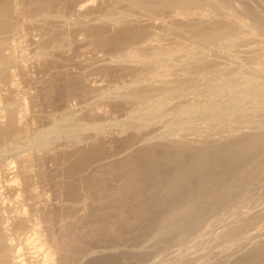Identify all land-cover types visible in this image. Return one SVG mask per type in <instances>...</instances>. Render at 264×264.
I'll return each mask as SVG.
<instances>
[{
	"label": "rangeland",
	"instance_id": "rangeland-1",
	"mask_svg": "<svg viewBox=\"0 0 264 264\" xmlns=\"http://www.w3.org/2000/svg\"><path fill=\"white\" fill-rule=\"evenodd\" d=\"M140 1L48 0L50 3L41 9L29 4L19 5L22 28L17 29L14 36L10 34L16 38L1 37L5 43L0 51L14 54L17 60L23 56L25 65L28 63L27 74H30L16 73L20 71L18 64L11 68V72L17 74L13 83L19 84L14 94L10 93L9 85L0 80V120L7 113L6 109L22 110L25 98H30L29 105L32 100L36 102H32L35 105L31 104L27 112L22 111L26 121L23 120L22 133L0 136V150H5L0 158L9 163L17 154L15 143L24 151L21 154H39L40 158L31 157L27 162L34 175L39 201L58 208L47 222L35 212L27 211V224L13 231L15 242L22 246L23 258L28 259L25 264H264V91L255 83L264 81V0H215L217 7L220 5L218 8L199 4L197 7L189 5L190 10L184 8V3L182 6L173 3L175 8L173 4V7L163 4L162 0ZM78 9L83 12L80 14ZM217 10L228 13L235 10L234 13L243 16L250 25V29L248 26L246 29L254 38L231 36L234 38H222L217 44L210 43L212 46L202 42L204 47L198 42L196 33L200 27L196 24H204L211 17L213 20L214 14L215 20ZM189 11L194 22L185 21ZM123 15L135 21L128 34L122 28L102 33L105 28L92 27ZM77 19L91 28L85 27L84 32L82 25L73 23ZM201 29L206 30V27ZM11 42L18 46H11ZM201 47L211 62L201 67L194 64L195 59L189 62L190 57L183 58L188 53L199 56L195 50ZM41 51L45 54H40ZM23 52H28L27 56ZM129 52L131 56L125 59L124 55ZM157 57L165 61L158 62ZM180 63H185V67L191 63L194 66H187V70L192 68L193 71L189 73L185 67L179 69ZM174 64L178 71L171 72ZM168 74L174 78L183 74L191 80L190 90L178 93L175 84H162L161 78H167ZM245 80L256 84L246 88L250 91L248 98L244 97L247 95L243 87ZM88 84L95 88L90 90ZM142 85L156 87L153 100L139 102L122 95L131 87ZM166 87L169 91L172 88L171 93L175 92L171 98ZM162 90L167 91L166 95L161 94ZM213 91L219 97H214ZM164 99H168V104H159L166 101ZM149 106L162 107V113L168 114L145 124L147 117H144L146 120L141 117L146 116L142 113H146ZM205 109H210L206 114L208 119L203 116ZM188 110L194 115L185 116L183 112ZM216 110L226 114L220 117ZM233 115H239L233 118L238 122L231 120ZM135 116L138 118H133ZM225 118L230 119L231 124L224 121ZM201 122L209 127L213 123L219 126L207 129ZM127 123L135 124L138 131L132 129L130 133H123L122 127ZM154 125L157 132H153ZM202 131L207 135L201 134ZM244 131L263 134L256 140L246 141L245 146L242 140L240 146L239 142L235 147L229 146L230 153H227L228 147H223L221 151L227 150L222 154L218 150V156H213L215 152L209 155V151H200L201 154L194 151L196 155L192 150L193 153L188 150L181 154L159 152L148 158L136 156L137 159L119 163L120 156L139 141L137 133L140 140L158 134L208 140L209 145L201 140L206 147L220 136L229 138ZM81 134L96 141L100 139L94 144L98 143L97 147L91 145L74 153L72 137ZM51 136L54 141L49 151L35 149L39 142ZM199 154L203 159L198 160ZM100 163L106 166L99 168ZM83 175L87 176V181ZM88 177L91 180L88 181ZM10 183L19 185L21 182ZM13 205L15 210L11 209L10 217L18 211L24 212ZM36 231L39 235H35ZM46 250L56 252L54 260L45 256ZM103 250L108 254L100 252Z\"/></svg>",
	"mask_w": 264,
	"mask_h": 264
},
{
	"label": "bare ground",
	"instance_id": "bare-ground-1",
	"mask_svg": "<svg viewBox=\"0 0 264 264\" xmlns=\"http://www.w3.org/2000/svg\"><path fill=\"white\" fill-rule=\"evenodd\" d=\"M50 1V0H49ZM137 1H139V0H137ZM149 0H147V2H148ZM163 2H161V3H163V4H169V7H170V5L171 4H173V3H177V5L178 4H183V6L184 5H186L184 8H187L188 9V7H189V5H193L192 7H195L196 5H199V4H204V5H211V6H214V7H216V8H218L217 7V4H216V2H215V0H162ZM165 1H167V2H165ZM141 3L143 2L142 0L140 1ZM48 3H50V2H48V0H0V46L3 44V42H4V40H3V38H1L3 35H8V36H10V34H15V31L17 30V29H20V28H22V24H21V22H20V9H19V5H23V4H29L30 6H32L33 8L35 7V8H38V9H41V8H46L45 6H47L48 5ZM143 3H146V1L144 0V2ZM188 4V5H187ZM93 5V4H92ZM174 5V4H173ZM195 5V6H194ZM168 6V5H167ZM172 6V5H171ZM175 6V5H174ZM182 6V5H181ZM200 6V5H199ZM236 6V5H235ZM166 7V6H165ZM173 7V6H172ZM178 7V6H177ZM197 7V6H196ZM207 7V6H206ZM175 8H176V6H175ZM179 8V7H178ZM181 8V7H180ZM211 8V7H210ZM236 9V11H240L239 9H238V7H235ZM241 8V7H240ZM187 9H184V10H187ZM199 9V8H198ZM202 9V8H201ZM188 10H190V8L188 9ZM224 10V9H223ZM232 10V9H231ZM235 10H233V11H235ZM246 10V9H245ZM248 10V9H247ZM78 11L80 12V14H81V12H83L82 11V9H78ZM77 11V12H78ZM192 11V10H191ZM191 11H189V13H187L189 16H187L188 18L187 19H185V21L187 22V21H191V22H194L193 20H191L193 17L191 16V15H193L192 13H191ZM223 12V11H219L218 12V10L216 11V12H218V14H217V17H216V19L214 20V18H215V14H214V18H213V20H212V17L211 18H209V19H211V20H205V23L203 24V23H200V24H196V27H197V25H198V27H200V30H198L199 31V33H196V35L198 36V39H199V41L198 42H203V43H205L206 45H208V44H214V43H218L219 41L218 40H220V39H222V38H225V40H226V38L227 39H230V38H232L231 36H237V37H240V38H244V39H246V40H252V37H253V33L250 31V30H247V29H250V25L248 26V21L245 19V20H243V16L242 17H240L239 16V14H237V13H234V12ZM188 12V11H187ZM215 12V11H214ZM87 13V12H86ZM78 16V15H77ZM191 17V18H190ZM78 20V19H77ZM75 21V22H73V23H75V24H80V23H82L81 21L79 22V20L78 21ZM197 20V19H196ZM195 20V21H196ZM201 20V19H200ZM202 21V20H201ZM204 21V20H203ZM247 21V22H246ZM253 21V20H252ZM257 22H259L258 20H256ZM262 21V20H261ZM45 22V21H44ZM133 22H135L134 20H132V19H130L129 17H126V16H122V17H119V18H116L115 20H113V21H111V22H102V23H100V24H98V26H92L93 28L95 27V28H101V27H103V28H105L104 29V32H103V30H101L102 31V33H105V31L106 32H109V31H114L115 30V28H122L123 30H127V34H128V29L131 27L132 28V25H133ZM142 22V21H141ZM197 22V21H196ZM198 22H199V20H198ZM256 22V23H257ZM46 23V22H45ZM84 23V22H83ZM97 24V23H96ZM137 24V23H136ZM139 24V23H138ZM192 24V23H191ZM206 24V25H205ZM45 25V24H44ZM47 25V24H46ZM50 25V24H49ZM51 25H52V23H51ZM80 25H82V24H80ZM155 26H156V24H154ZM254 25H255V23H254ZM257 25V24H256ZM258 25H259V23H258ZM83 26V28L82 29H84V32H85V27H88V28H91L89 25H82ZM151 26V25H150ZM206 27V30H203V29H201V27ZM249 28H248V27ZM51 27V26H50ZM139 27V26H138ZM146 27V26H145ZM152 27H154V26H152ZM246 27H247V29H246ZM207 28H208V32H207ZM29 29V28H28ZM47 29V28H46ZM64 30V29H63ZM33 31V30H32ZM73 31V30H72ZM25 32H26V30H25ZM66 32V31H65ZM163 32H165V31H163ZM162 32V33H163ZM29 33V32H28ZM27 33V34H28ZM32 33V32H31ZM44 34V33H43ZM62 34V33H61ZM66 34H68V33H66ZM73 34V33H72ZM125 34V33H124ZM29 35V34H28ZM74 35V34H73ZM99 35V34H98ZM134 35V34H133ZM132 35V36H133ZM7 36V37H8ZM14 36V35H13ZM13 36H10L11 38H16V37H13ZM100 36V35H99ZM102 36V35H101ZM156 36V35H155ZM7 37H5V38H7ZM229 37V38H228ZM4 38V39H5ZM11 38H9V39H11ZM35 38H36V36H35ZM34 38V39H35ZM43 38H44V36H43ZM75 38V37H74ZM102 38V37H101ZM104 38V37H103ZM197 38V37H196ZM234 38V37H233ZM232 38V39H233ZM254 38V37H253ZM8 38L6 39V40H9ZM28 39V38H27ZM16 40V39H15ZM36 40V39H35ZM34 40V41H35ZM41 40L43 41V39L41 38ZM47 40V39H46ZM197 40V39H196ZM34 41H33V43H34ZM48 41V40H47ZM111 41V40H110ZM118 41V40H117ZM216 41H218V42H216ZM228 41H230V40H228ZM231 41H234V40H231ZM230 41V42H231ZM51 42V41H50ZM53 42V41H52ZM75 42V41H74ZM83 42V41H82ZM114 42V41H113ZM119 42V41H118ZM195 42H197V41H195ZM5 43V42H4ZM22 43V42H21ZM29 43V42H28ZM32 43V42H31ZM36 44H37V42H35ZM38 43H41V42H38ZM124 43V42H123ZM202 43V44H203ZM13 44H15V43H13V42H11V46H13ZM36 44H33V45H36ZM74 44V43H73ZM154 44H156L155 42H154ZM199 44V43H198ZM210 44V46H212ZM16 45V44H15ZM31 45V44H30ZM38 45V44H37ZM36 45V46H37ZM204 45V44H203ZM202 45V46H203ZM18 45H16V47H17ZM40 46H43V43L42 44H40ZM64 46V45H63ZM150 46H154V45H150ZM4 47H5V45H4ZM28 47V46H27ZM70 47V46H69ZM194 47H195V45H194ZM198 47V46H197ZM196 47V48H197ZM204 47H205V45H204ZM209 47V46H208ZM215 47H217V46H215ZM1 48V47H0ZM21 48V47H20ZM31 47H29V49H30ZM193 48V47H192ZM202 48V47H201ZM227 49L229 48H231V47H226ZM4 49V48H3ZM11 51H12V49H11V47L9 48ZM19 49V48H18ZM42 49V48H41ZM199 49V48H198ZM210 49V48H209ZM23 49H20V51H22ZM195 50V49H194ZM219 50V49H218ZM30 51H31V49H30ZM47 51V50H46ZM222 51H224V50H222ZM221 51V52H222ZM228 51V50H227ZM232 51V50H231ZM5 53V51H0V71H1V73H0V80L2 79V82L4 81V82H6V83H4V84H6L7 86L9 85V90H10V93H16V91H18V85L19 84H14L15 82H14V80H16V78H17V74L16 73H19L20 72V75H23V76H28V74H30V73H28L27 74V70H29V69H27V66L26 65H28V63L25 65V59H24V61H23V56L21 57L20 56V59H19V57H18V59L19 60H17V59H15L13 56H14V54L13 55H8V54H4ZM16 51L14 50V53H15ZM42 52V53H41ZM40 52V54H42V55H44L45 53L43 52V51H41ZM132 52V51H131ZM131 52H129V54H128V56H126V55H124L125 56V59H126V57H129V56H131ZM195 52L196 53H198V55L199 56H193L192 54L189 56L188 54H186V56H184L183 58L184 59H186L185 57H187V58H189L190 57V59H188L189 60V62H190V60L192 61V59H195L196 60V62L194 63L196 66L198 65V66H201L202 67V65H205V64H207V63H209V62H211V60H210V58H209V55H208V53L206 52V51H204L203 50V48L202 49H200V50H195ZM262 52H264V51H262ZM24 53V52H23ZM26 53V52H25ZM24 53V56H27L26 54L28 53H26L25 54ZM195 53V55H197ZM216 54V53H215ZM17 55V54H16ZM49 55V54H48ZM217 55H220V54H218L217 53ZM124 56L122 57V58H124ZM225 56H227V55H225ZM224 56V57H225ZM229 56V55H228ZM17 57V56H16ZM220 57H222L221 55H220ZM125 59H123L124 61H125ZM123 60H121L122 62H123ZM155 60H157L158 62L159 61H165L164 59H162L161 57H157ZM187 60V59H186ZM230 60V59H229ZM23 61V62H22ZM182 61H183V59H182ZM21 62L22 63H24V65H22L21 64ZM177 62V61H176ZM181 62V61H180ZM187 62V61H186ZM194 62V61H193ZM212 62H214V61H212ZM216 62V61H215ZM192 63V62H191ZM190 63V64H191ZM222 63V62H221ZM17 64H18V66H20V67H18L17 66ZM181 65H182V67L181 68H179V69H184V65H185V63H184V65L182 64V63H180ZM189 64V66H191ZM193 64V63H192ZM214 64V63H213ZM218 64V63H217ZM225 64V63H224ZM175 65V64H174ZM13 66H17V68H19V70L20 71H17V69H16V71H14V72H16V73H13V72H11V68L13 67ZM188 65L186 64V69L185 70H187L188 69V67H187ZM192 66H194V65H192ZM191 66V67H192ZM169 68H170V66H168ZM171 67H173L172 65H171ZM175 67V71L174 70H170L171 72H176V71H178V69H177V66L175 65L174 66ZM190 67V68H191ZM207 67V66H206ZM29 68V67H28ZM258 69V68H257ZM190 70H192V68L191 69H189V70H187L189 73H191V71ZM223 70V69H222ZM170 71H168V72H170ZM181 71H183L184 72V70H181ZM193 71V70H192ZM255 71H256V69H255ZM263 71V70H262ZM186 72V71H185ZM185 73L184 75L185 76H187L189 73ZM257 72H260L259 71V69H258V71ZM264 72V71H263ZM164 73V72H163ZM162 73V74H163ZM214 73V72H213ZM218 73V72H217ZM172 74V73H171ZM171 74H168L167 75V78H165V79H163V78H161V80H163L161 83L162 84H164L165 83V85H174L175 84V87H177V88H175V87H173V88H175L176 89V92H178V93H180L181 91H182V93H185L187 90H190V86H189V82H191V80H189L188 78H184L183 76V74L182 75H178L176 78H174ZM187 74V75H186ZM215 74H216V72H215ZM177 75V74H176ZM171 76H172V78L173 79H171ZM214 76V75H213ZM16 77V78H15ZM19 77H21V76H19ZM179 77H181V78H179ZM183 77V78H182ZM24 78V77H23ZM170 78V79H169ZM187 79H188V81H187ZM195 79V78H194ZM79 80V79H78ZM193 80V79H192ZM214 80V79H213ZM25 81H26V78H25ZM86 81V80H85ZM155 81H159V80H155ZM195 81H197V80H195ZM200 81V80H199ZM260 80H258V82H256L255 81V83L257 84V86L259 85L260 87H261V89L260 90H263L264 91V86H261V83L263 82L264 83V81H262V82H259ZM1 82V81H0ZM1 82V83H2ZM14 82V83H13ZM80 82H81V80H80ZM27 83V82H26ZM82 83V82H81ZM154 83V82H153ZM170 83H172V84H170ZM252 83L253 82H249L248 80H245V82H244V84H243V87H245L244 89L246 90V88H250L251 86H252ZM255 83H253L254 85H256ZM155 84H156V82H155ZM154 84V85H155ZM191 84V83H190ZM194 84V83H193ZM83 85H84V83H83ZM153 85V86H154ZM195 85V84H194ZM264 85V84H263ZM75 86V85H74ZM86 86H88V88L91 90V89H94L95 88V86H93V85H86ZM151 87V86H140V87H131L132 89L129 91V89L126 91V93H125V91H124V93L122 94L126 99H133V100H137V101H139V102H145V101H147V102H149V101H151V100H153V98H154V93L156 92V90H154V88L156 89V87ZM158 86V85H157ZM161 86V85H160ZM76 87V86H75ZM163 87H164V85H163ZM192 87H193V85H192ZM198 87V86H197ZM263 87V88H262ZM73 88V87H72ZM167 88V87H166ZM170 89V88H169ZM172 89V88H171ZM171 89H170V91L168 90V88H167V90L170 92V94L168 93V95L170 96V98L173 96L172 94L173 93H175V92H172L171 93ZM175 89H173V90H175ZM179 91H178V90ZM248 89L246 90L247 92H246V96H244V97H246V98H248V92H250V91H248ZM256 89V88H255ZM9 90H7V91H9ZM172 90V91H173ZM259 90V89H258ZM260 90L258 91L259 93H260ZM155 91V92H154ZM183 91H185V92H183ZM263 91H261V92H263ZM92 92V91H91ZM165 93L167 92V91H164ZM163 92V90H162V93L161 94H165ZM245 92V91H244ZM255 91H253V93H254ZM9 93V94H10ZM215 93V94H214ZM34 94V93H33ZM177 94V93H176ZM212 95L214 94V97H217L219 94H217L216 92H212L211 93ZM245 94V93H244ZM243 94V95H244ZM118 95V94H117ZM166 95V94H165ZM167 95V96H168ZM175 95V94H174ZM179 95V94H178ZM262 95H264V94H262ZM35 96V95H34ZM114 96V95H113ZM251 96V95H250ZM117 97V96H116ZM120 97V99H121V95H119L118 96V98ZM157 97V96H156ZM155 97V98H156ZM175 97H176V95H175ZM219 97V96H218ZM28 98L29 97H27V98H25V99H27L28 100ZM32 98H34V97H32ZM169 98V97H168ZM242 98H243V96H242ZM27 100H25V102L22 104L23 105V109L22 110H19V111H17V110H14V109H6L7 110V113H5L3 116H2V119L0 120V136H2V135H7V134H20V133H22L24 130H25V127H24V124L25 123H23V120H24V116L23 115H25V114H22V111L23 112H27L28 110H29V106L31 105V104H34V103H32L33 101L34 102H36L35 100H32L31 101V104L29 105V103L28 102H30V98H29V100L27 101ZM122 100V99H121ZM158 100V99H157ZM163 100V99H162ZM164 100H166V99H164ZM173 100V99H172ZM155 102H158V101H155ZM154 102V103H155ZM162 103H164V104H168V99L166 100V101H161V103H159V104H162ZM163 104V105H164ZM35 105V104H34ZM150 105H152V104H150ZM157 105V104H156ZM139 106V105H138ZM159 106H161V105H159ZM158 106V107H159ZM150 107V106H149ZM147 108L148 110H147V112L146 113H142V115H146V116H140L142 119L144 118V117H147V120H146V118H144L143 120H146L145 122V124H147V122H148V124H150V122H152L153 123V121H151V120H154V121H156V119H159V118H161V116L162 115H167L168 114V110H166V112L167 113H162L163 112V110L161 111V108L162 107H159L160 108V110H159V108L157 107V106H155V107H153L152 106V108L150 107V108ZM217 107V106H216ZM14 108V107H13ZM164 108H165V106H164ZM213 108V107H212ZM212 108H210V109H212ZM214 108H215V106H214ZM136 109H137V107H136ZM163 109V108H162ZM210 109H205L204 111H205V113H204V118L206 117V119H208L207 117H209V116H207L206 114H208L207 113V111L208 110H210ZM214 110V109H213ZM217 111V110H216ZM69 112H71V111H69ZM164 112H165V109H164ZM217 112H219L220 113V111H217ZM183 114L186 116H192V111H184L183 112ZM183 114H181V115H183ZM209 114H211V111L209 112ZM214 113H212V115H213ZM222 114L223 113H220V117L222 116ZM226 113H224L223 114V116L225 115ZM140 115V114H139ZM138 115V116H139ZM183 115V116H184ZM194 115V114H193ZM206 115V116H205ZM228 115V114H227ZM226 115V116H227ZM237 115V114H236ZM198 116H201V114L200 115H198ZM211 116V115H210ZM217 116H218V114H217ZM216 116V117H217ZM218 116V117H219ZM225 116V117H226ZM239 116V115H238ZM238 116H235V115H233L232 117H231V120L234 118V117H237L238 118ZM241 116V115H240ZM139 117V118H140ZM163 117V116H162ZM181 117V116H180ZM179 117V118H180ZM212 117V116H211ZM133 118H138V117H133ZM140 118V119H141ZM185 118H187V117H185ZM185 118H183V120L185 119ZM192 118V117H191ZM196 118H199V117H196ZM195 118V121H197V119ZM201 119H202V116L200 117ZM199 118V119H200ZM203 118V120H205ZM210 118V117H209ZM213 118V117H212ZM211 118V119H212ZM237 118H235V119H233L232 121L234 122V120H236V122H238L237 121ZM214 119H216V118H214ZM210 120V121H215V120ZM26 120H27V118H26ZM187 120V119H186ZM192 120H194V118L192 119ZM217 120H218V118H217ZM224 121L226 120V118L225 119H223ZM223 120H221L222 121V123H223ZM228 120V119H227ZM226 120V122H230V124H231V120L229 119L228 121ZM249 120V119H248ZM150 121V122H149ZM187 121H189V120H187ZM200 121V120H199ZM220 121V120H219ZM220 121V122H221ZM24 122H26L25 120H24ZM142 122H144V121H142ZM198 122V121H197ZM203 122H206V121H203ZM241 122V121H240ZM239 122V123H240ZM155 123V122H154ZM181 123H182V121H181ZM202 123V122H201ZM242 123V122H241ZM240 123V124H241ZM144 124V125H145ZM203 124V123H202ZM211 124V123H210ZM135 125V124H134ZM132 123H127V124H125V125H123V127H122V132L123 133H125V132H129V131H133V130H137V128H135V126H134ZM199 125V124H198ZM203 125H205V124H203ZM207 125V124H206ZM205 125V126H206ZM225 125V123H223V126ZM236 125V124H235ZM215 126V127H214ZM216 126H219V124L218 123H213V124H211V126L210 127H213V128H216ZM220 126H221V124H220ZM223 126H221V127H223ZM234 126V125H233ZM232 126V127H233ZM264 126V125H263ZM137 127V126H136ZM147 127V126H146ZM156 126L154 125V131L153 132H157V128H155ZM203 127V126H202ZM207 127H209V126H206V128ZM209 127V128H210ZM231 127V126H230ZM135 128V129H134ZM205 128V127H204ZM209 128H207V129H209ZM238 128V127H237ZM236 128V129H237ZM95 129H101V128H95ZM133 129V130H132ZM196 130H197V128H195ZM201 129H203V128H201ZM200 129V130H201ZM211 129V128H210ZM235 129V130H236ZM253 129H256V128H253ZM148 130V129H147ZM159 130V129H158ZM231 130V129H230ZM234 130V129H233ZM138 131V130H137ZM142 130H140L139 132H141ZM241 131V130H240ZM100 132V131H99ZM153 132H151V133H153ZM203 132H205V134L207 133L206 131H202L201 132V134L203 133ZM214 132V131H213ZM257 132V131H256ZM262 132V131H261ZM130 133V132H129ZM132 133V132H131ZM137 133V132H136ZM222 133V132H221ZM135 134V133H134ZM138 134V142L134 145V146H132V148H131V146L129 147V148H131V150L130 151H127V149H126V151L128 152L127 154H126V152H125V154L123 153V156H120V158L122 157V159H119L120 161H119V163H121V162H123V164L124 163H126L129 159H132V158H134V157H136V156H140V157H145V158H148L147 156L149 155H151V156H153V154L155 155V153H156V155H157V153H159V152H162V155H163V153H171L172 152V154L174 153V152H180V154H181V152L182 151H187L188 152V150H192L193 152L194 151H196V152H198V153H200V151L202 152V151H206V152H208L209 153V155H211L212 156V153H216L218 150H220L221 148H223V147H228L227 149H229V146H233L236 142L238 143L239 141H243V143H245L246 141L247 142H249L250 140H253V139H255L256 140V138L259 136V138H260V135L261 134H263V133H261V134H259V132H258V134L257 133H255V132H253V133H251V132H241V133H234V134H232V136L230 135L229 136V138H228V136L225 138V137H223V136H220V139H217V140H215V142H214V144H211L210 146H208L209 144V142H205V140H203V139H201V140H203L204 141V143L206 144H208V145H205L206 147H204V143H203V141H201V140H195V139H186V138H184V139H182L180 136H177V134L176 135H167L166 134V136L163 134H158L157 136H154L153 138H148V139H141L140 140V133H137ZM136 134V135H137ZM142 134V133H141ZM132 135V134H131ZM204 135V134H203ZM207 135V134H206ZM218 135V134H217ZM141 136H143V135H141ZM149 136V135H148ZM96 137V136H95ZM107 137V136H106ZM261 137H262V135H261ZM263 137H264V135H263ZM73 139H74V141H71V142H75L74 143V145H75V147H74V149H73V146H72V149L70 148V150H72L74 153H79V152H81L82 150H84V149H86L88 146H91L92 145V147L93 146H95V147H97V145H98V143L96 144V145H94L96 142H99L100 141V139H98L97 141H96V139L94 138H89L88 136H84L83 134H81V135H74L73 137H72ZM72 138H70V139H72ZM108 138V137H107ZM124 138V137H123ZM135 138H137V136L135 137ZM72 139V140H73ZM258 139V138H257ZM110 140V139H109ZM53 141H54V138L51 136V137H49V138H47V139H45L43 142H39L38 143V146L36 147V145H35V149H38V150H43V149H48V151H49V149H51V145H52V143H53ZM133 142V141H132ZM203 144H201V143ZM102 143V142H101ZM73 144V143H72ZM240 144H242V142L240 143H238L237 145H239L240 146ZM236 145V144H235ZM235 145H234V147H235ZM246 145V143L244 144V146ZM129 146V145H128ZM231 146V147H232ZM13 147H14V149H16V155L15 156H13V158L10 160V162L9 163H7V160L6 159H4V158H0V264H25V262L28 260H26L25 261V259L23 258V256H25L24 254H23V250H22V246H20V244H17L16 242H15V240H14V238H13V231L16 229V228H18V227H21V226H24V225H26L27 224V222L29 221V215H28V212H29V210L31 211V212H35L41 219H43L45 222H47V221H49V218L51 217V215H53V213H55L56 211L55 210H57L58 208H57V206H52L50 203H43V202H41V201H39V194H38V192H37V188H36V186H35V179H34V175H33V172H32V170L30 169V167L28 166V164H27V162H29V159H31V157L32 158H35V157H39L40 158V156H38L39 154H37L36 156L35 155H33V154H30V155H33V156H29V154L27 153V154H21V153H23L24 151L22 150V152H21V148H19L20 147V145L18 144V143H15L14 145H13ZM70 147V146H69ZM125 147V146H124ZM233 147V148H234ZM237 147V146H236ZM238 148V147H237ZM236 148V149H237ZM97 149V148H96ZM225 149V148H224ZM224 149H222V151H224ZM227 149H225V151L227 150ZM235 149V148H234ZM69 150V149H68ZM88 150V149H87ZM233 150V149H232ZM19 153H18V152ZM190 151H189V153H190ZM191 151V153H193ZM221 150H220V153L222 152ZM232 152L231 151V148L228 150V152L227 153H230V152ZM3 152H5V150H0V153H3ZM13 152H14V150H13ZM85 152V151H84ZM210 152H211V154H210ZM66 153V152H65ZM176 153V154H177ZM203 153V152H202ZM236 153V152H235ZM64 154V153H63ZM166 154V155H167ZM172 154H170V155H172ZM179 154V153H178ZM177 154V156L179 157V155ZM194 155H196L195 154V152L193 153ZM201 154V153H200ZM200 154H199V156L197 155V157H198V160L199 159H203L201 156H200ZM222 154V153H221ZM223 154H226V153H224L223 152ZM76 155V154H75ZM124 155H125V157H124ZM175 155V154H174ZM218 155H220V154H218ZM217 155V153H216V155H214L213 154V156H218ZM71 156V155H70ZM150 156V157H151ZM181 156V155H180ZM207 156H208V154H207ZM68 157V156H67ZM90 157H91V155H90ZM168 157V156H167ZM196 156H195V160L197 161V158ZM200 157V158H199ZM209 157V156H208ZM226 157V156H225ZM43 158V157H42ZM41 158V159H42ZM81 158V157H80ZM160 158V157H159ZM162 158H163V156H162ZM209 158H211V157H209ZM36 159V158H35ZM90 159V158H89ZM117 159V158H116ZM136 159H137V157H136ZM157 159V158H156ZM164 159H165V157H164ZM172 159H174V158H172ZM176 159V158H175ZM181 159H183V158H181ZM194 159V158H193ZM211 159H214L215 160V157L213 158H211ZM140 160V159H139ZM178 160V159H177ZM218 160V159H217ZM44 161V160H43ZM179 161H180V159H179ZM101 162V161H100ZM146 162H148V161H146ZM198 162V161H197ZM199 162H202L201 160L199 161ZM108 163V162H107ZM111 163H114V161L113 162H111ZM118 163V164H119ZM182 163V162H181ZM117 164V163H116ZM117 164V165H118ZM152 164V163H151ZM210 164V163H209ZM217 164V163H216ZM215 164V165H216ZM87 165V164H86ZM93 165V164H92ZM92 165H90V166H92ZM101 165H104V164H99L98 166H99V168H100V166ZM183 165V164H182ZM213 165V164H212ZM219 165V164H218ZM98 166H97V168H98ZM104 166H106V165H104ZM152 166V165H151ZM93 167V166H92ZM179 167V166H178ZM193 167V166H192ZM82 168H84V167H82ZM98 168V169H99ZM196 168V167H195ZM201 168V167H200ZM88 169V168H87ZM97 169V170H98ZM202 169V168H201ZM92 171H94V173H95V169L93 170L92 169ZM92 171H89L90 173L92 172ZM181 171V170H180ZM89 173V174H90ZM179 174V173H178ZM177 174V175H178ZM86 177V178H85ZM90 177H92L93 178V176H90ZM82 178H84V180H86L87 181V176H84L83 175V177ZM89 180H91V179H89V177H88V181ZM18 182V181H20L21 183H18L19 185H15V184H12V183H10V182ZM172 181H174V180H172ZM185 182V181H184ZM89 183V182H88ZM83 185H84V183H82ZM87 184V183H86ZM91 184V183H90ZM82 185V186H83ZM219 195V194H218ZM14 197H15V199H14ZM221 197V196H220ZM14 199V200H13ZM205 202V201H204ZM13 204H16L17 205V208L19 209V210H23L24 212L23 213H20V211H18V213L16 214V215H14V216H12V217H10V212L12 211L11 209H13ZM16 208V209H17ZM206 208V207H205ZM13 210H15V209H13ZM17 211V210H16ZM28 211V212H27ZM14 212V211H13ZM16 213V212H15ZM10 214V215H9ZM49 223V222H48ZM48 225V224H47ZM49 225H50V223H49ZM35 235H39V231H36V233H35ZM40 236H41V233H40ZM42 237V236H41ZM40 240V239H39ZM35 242H36V239H35ZM39 242V241H38ZM41 243H45V241L43 240V239H41ZM40 243V244H41ZM137 247V246H136ZM143 247V246H142ZM118 249V248H117ZM132 249H134V248H132ZM141 249V248H140ZM139 249V251L140 252H142L141 250ZM131 251V253H132V250H130ZM137 251V250H136ZM144 251V250H143ZM100 252H103V253H107V251H100ZM115 252V251H114ZM121 252H122V250H121ZM56 252L54 251V250H46V252H45V256L47 257V258H49V259H51V260H54V255H56L55 254ZM130 253V252H129ZM128 253V254H129ZM134 253V252H133ZM132 253V254H133ZM136 253V252H135ZM101 254V253H100ZM108 254V253H107ZM132 254H130V255H132ZM105 254H103V256H104ZM135 255H137V254H135ZM44 256V257H45ZM108 256H110V254L108 255ZM54 257V258H53ZM87 260V259H86ZM85 260V261H86ZM84 261V262H85ZM51 262H53V261H51ZM180 263V262H179ZM27 264V263H26Z\"/></svg>",
	"mask_w": 264,
	"mask_h": 264
}]
</instances>
